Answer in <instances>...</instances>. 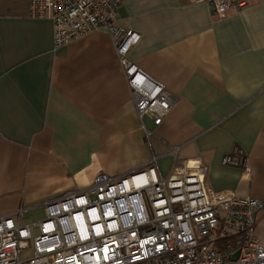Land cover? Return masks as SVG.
I'll return each instance as SVG.
<instances>
[{"label": "crops", "instance_id": "1", "mask_svg": "<svg viewBox=\"0 0 264 264\" xmlns=\"http://www.w3.org/2000/svg\"><path fill=\"white\" fill-rule=\"evenodd\" d=\"M116 25L139 33L126 56L174 101L156 122L137 114L111 35L93 30L54 48L53 25L28 0H0V216L19 222L168 149L201 159L209 189L264 201V0L216 15L198 0H121ZM241 149L249 172L221 162ZM255 233L264 245V210Z\"/></svg>", "mask_w": 264, "mask_h": 264}, {"label": "built area", "instance_id": "2", "mask_svg": "<svg viewBox=\"0 0 264 264\" xmlns=\"http://www.w3.org/2000/svg\"><path fill=\"white\" fill-rule=\"evenodd\" d=\"M198 1L222 17L249 0ZM28 2L31 17L51 20L55 49L90 31H107L138 116L159 122L167 114L173 96L126 56L139 33L116 25L121 0ZM181 147H169L167 175L153 156L142 169L99 173L89 185L47 201L43 217L32 223L19 222L21 209L0 216V264H264V245L255 233L264 201L209 189L206 164L180 158ZM221 162L250 171L239 148ZM29 240L32 254L21 259Z\"/></svg>", "mask_w": 264, "mask_h": 264}, {"label": "rangeland", "instance_id": "3", "mask_svg": "<svg viewBox=\"0 0 264 264\" xmlns=\"http://www.w3.org/2000/svg\"><path fill=\"white\" fill-rule=\"evenodd\" d=\"M35 220V216L34 217H27L24 218V223H32ZM37 234V229L32 228V235H36ZM32 254V244H31V240H29V245L25 248L22 249L21 251V259H25L27 257H29Z\"/></svg>", "mask_w": 264, "mask_h": 264}, {"label": "water", "instance_id": "4", "mask_svg": "<svg viewBox=\"0 0 264 264\" xmlns=\"http://www.w3.org/2000/svg\"><path fill=\"white\" fill-rule=\"evenodd\" d=\"M237 256V252L234 254V257H236Z\"/></svg>", "mask_w": 264, "mask_h": 264}]
</instances>
